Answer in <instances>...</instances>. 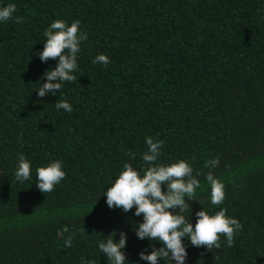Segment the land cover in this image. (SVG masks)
I'll list each match as a JSON object with an SVG mask.
<instances>
[{
    "label": "trees",
    "instance_id": "16d2710c",
    "mask_svg": "<svg viewBox=\"0 0 264 264\" xmlns=\"http://www.w3.org/2000/svg\"><path fill=\"white\" fill-rule=\"evenodd\" d=\"M9 3L23 22L0 24V264H110L97 242L114 231L127 234L132 264H149L140 253L162 245L137 237L143 217L102 196L124 164L144 167L146 137L164 141L159 163L183 159L202 173L184 213L192 208L193 225L203 208L242 225L231 247L223 236L212 250L185 238L186 264H264V0H0ZM58 19L78 20L88 39L77 80L41 98L58 58L36 53ZM100 54L106 67L93 62ZM58 99L73 111H58ZM20 154L33 169L24 183ZM54 160L67 175L43 193L35 169ZM209 171L225 185L218 206Z\"/></svg>",
    "mask_w": 264,
    "mask_h": 264
},
{
    "label": "clouds",
    "instance_id": "9594fccd",
    "mask_svg": "<svg viewBox=\"0 0 264 264\" xmlns=\"http://www.w3.org/2000/svg\"><path fill=\"white\" fill-rule=\"evenodd\" d=\"M17 8L13 3L0 6V24L9 20L22 23L23 17L15 16ZM46 39L43 50H38L42 61L50 58H58L57 66L46 71L41 78L39 87L35 90L39 97L47 94L58 96L65 82H75V72L78 68V55L81 52V44L88 39L86 32L81 30L80 22L73 21L69 25L64 20H55L45 30ZM94 63L107 66L109 57L100 54L95 57ZM56 109L68 113L73 111L72 104L67 100L58 99L55 103ZM148 146L142 160L144 167L134 168L131 164H124L123 170L117 178L107 187L102 196H106L109 208H122L128 212L135 207V215L142 216L143 220L134 227L139 239H147L162 246L153 248L151 253H140V260L149 264H186L188 251L185 238L192 246H206L208 250L221 249V236L224 237L228 247L233 246L234 234L242 225L238 219L226 214V209H220L215 214L203 208L196 213L195 225L184 213L189 211L190 203L196 196L197 190L201 188L202 175L196 172L185 160L181 159L171 164L159 163L162 155L161 149L164 141H154L152 137H146ZM219 158L206 162V168H215L219 165ZM32 162L23 154H20L14 171L15 181L24 183L32 179ZM36 186L43 192H52L55 187L66 178L63 162L51 161L47 166L35 169ZM204 178L211 187L210 202L212 205H221L225 200V185L213 175L211 171L204 174ZM166 187V191L164 188ZM115 233L113 236L112 234ZM98 241L99 250L105 255L110 264H132L123 251L127 246V234L117 232ZM71 246V239L66 240ZM82 264H93L90 260H83ZM135 264H140L136 261Z\"/></svg>",
    "mask_w": 264,
    "mask_h": 264
}]
</instances>
